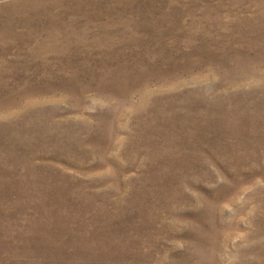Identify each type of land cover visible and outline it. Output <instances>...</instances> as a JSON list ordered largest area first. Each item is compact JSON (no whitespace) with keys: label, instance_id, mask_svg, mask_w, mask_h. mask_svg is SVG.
<instances>
[{"label":"rangeland","instance_id":"1","mask_svg":"<svg viewBox=\"0 0 264 264\" xmlns=\"http://www.w3.org/2000/svg\"><path fill=\"white\" fill-rule=\"evenodd\" d=\"M0 264H264V0H0Z\"/></svg>","mask_w":264,"mask_h":264}]
</instances>
